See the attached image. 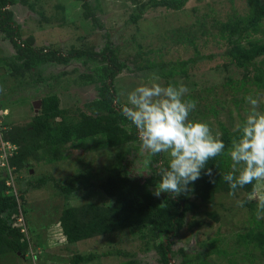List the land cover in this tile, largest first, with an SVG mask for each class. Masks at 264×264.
I'll return each mask as SVG.
<instances>
[{
    "label": "trees",
    "instance_id": "trees-1",
    "mask_svg": "<svg viewBox=\"0 0 264 264\" xmlns=\"http://www.w3.org/2000/svg\"><path fill=\"white\" fill-rule=\"evenodd\" d=\"M28 1L0 0V32L4 40L13 46L11 56L0 58V69L8 70L9 77L16 81L23 79L22 82H25L28 76L30 82L32 80L39 84L47 80L42 77L41 68L44 66H54L58 69L78 63L85 71L73 83L79 87L95 86L98 96L85 104L86 110H72L62 106V99L58 94L46 95L38 99L42 101V106L29 123L7 124L11 128L4 133L5 139L18 146V151L10 163L15 167L14 174L17 176V184H21V187L18 188V196L8 195L4 174L0 178V256L12 253L21 254L26 258L27 252H31L30 237L16 224L15 213L20 207L26 216L27 194L51 185L57 195L66 199L78 192L96 190L102 191L111 200L109 205L88 202L64 209L60 217V227L67 244L126 231L130 236L144 242L146 252L155 251L160 264H172L179 254L184 253V250H176L175 245L176 239L185 228L187 216L197 215L202 206L214 205L218 195L230 193L223 175L232 170L228 148L231 146V140L239 134V126L246 120L240 111L247 104V96L255 97L264 91V1L246 0L247 11L244 14L235 11L228 16L227 21L211 17L208 13L197 15L193 23L177 26L166 32L160 48L145 49L142 43H137V52L126 58L121 56L120 47L106 30L98 14L101 11L99 0H95L97 4L93 3L94 0L79 1L82 2L85 22L92 24V30L99 29L104 32V45L97 50L96 46L84 44V48L73 47L66 53L54 48L38 47L34 36L23 39L21 25L15 20L16 16L11 7L17 4L26 5ZM129 1L133 4L134 11L125 27L138 26L151 9L165 8L179 12L183 11L189 2ZM58 7L64 11L62 5ZM41 17L43 21L49 22L44 15ZM210 37L225 41L226 49L217 55H202L200 43L204 38ZM172 47H190L193 57L169 60L164 50ZM216 57L222 61L218 66V70L224 73L222 82L201 88L198 90L200 93H189L185 97L198 101L197 106L200 108L202 102L211 96L214 104L208 105L206 112L217 117L220 111L217 106L225 109L229 102L223 98L229 96L240 115L241 123L234 130L218 120L226 149L223 155L209 161L208 167L213 168L216 173V183H211L209 177L203 175L191 186L192 190L187 194L174 197L165 193L156 198L152 192L160 181V167L167 166L168 159L166 154H141L138 132L121 114L120 109L124 102L115 86L116 81L124 73L145 72L144 75L155 73L168 85L169 80L175 77L190 78L200 61ZM232 70H240V77L232 78ZM67 73H62V76ZM203 93L207 96L202 95ZM4 95L5 93L0 98V111L6 108V102L2 101ZM260 106L264 112V101ZM2 126H5V123L2 122ZM86 144H91V150L117 151L118 155L110 166L105 168L103 174L98 170H91L66 180L57 179L51 174L42 175L35 181L30 177L25 181L20 180L24 171L30 173L34 168L31 160L37 164L59 162L66 159L69 149L84 148L89 151L90 148L86 147ZM128 155L133 157L127 159ZM138 157L142 158L143 165L137 168ZM256 184L254 182L253 185L238 189L235 194L245 193L250 196L253 187L256 189ZM243 205L255 211L257 202L245 198ZM256 212H252L250 226L246 231L236 233V244L249 250L253 258H263L264 263V220L257 219ZM208 215L216 221L219 220L216 212ZM198 225L199 223L194 221L190 228ZM219 242V238L212 239L207 254L236 255L235 251L228 252L219 248ZM251 249L258 250L260 257ZM115 253L130 258L129 261L119 264H144L132 257V254H122L117 249L101 254L78 253L72 256L70 264H90L103 256ZM203 254L206 253L200 252V257ZM183 258L182 264L192 263L191 258L184 254Z\"/></svg>",
    "mask_w": 264,
    "mask_h": 264
},
{
    "label": "rangeland",
    "instance_id": "rangeland-1",
    "mask_svg": "<svg viewBox=\"0 0 264 264\" xmlns=\"http://www.w3.org/2000/svg\"><path fill=\"white\" fill-rule=\"evenodd\" d=\"M93 3L97 4L95 0ZM58 5H62L64 11H61ZM99 5L101 11L98 14L105 24L106 30L110 32L115 43L120 47L121 56L125 58L137 52V43H142L145 49L160 48L162 37L166 32L174 27L193 23L197 15L208 13L211 17L227 21L228 16L233 12L244 14L247 11L246 0H189L183 11L175 12L165 8L151 9L138 26L125 27L129 16L134 11V6L129 0H99ZM11 9L15 13V20L21 25L23 39L34 36L38 47L54 48L66 53L73 47L84 48L85 45H88L96 46L99 50L104 45V32L99 29L92 30V24L85 22L82 2L79 0H29L26 5L17 4ZM41 15H44L49 22L43 21ZM204 39L207 41L204 42ZM204 39L200 43L202 55H217L226 49V42L221 39L212 37ZM188 48L176 49L172 47L164 50V53L166 51L165 56L169 60L188 59L193 57L192 49ZM12 53L13 46L4 40L3 34L0 32V58L11 56ZM220 63L222 61L219 57L200 61L196 69L192 71L190 78L175 77L169 80L170 84L185 85L189 89L186 95L193 92L198 93L201 88L218 85L224 78V73L218 70ZM41 69L43 79L47 78V80L39 84L32 80L30 82L28 76L25 82H22L23 79L16 81L9 77L8 70L0 69V86L3 87V93H5L2 101L6 102V108L0 111V122L5 123L6 127L9 124L25 125L29 123L35 114L33 104L46 95L58 94L62 99V106L72 110L79 108L86 110L85 104L98 96L95 86L79 87L73 83L85 71L84 67L78 63L67 68L56 69L54 66H44ZM64 72L68 73L62 76ZM232 73L234 79L241 75L240 70H232ZM144 74L145 72L124 73L118 77L115 86L124 103H126L127 94L137 86L151 82L153 77H159L155 73ZM57 77L59 78L57 79ZM158 82L167 86V83L160 77ZM3 93L0 98L3 97ZM202 95L207 96L205 93ZM253 98L258 99L261 104L264 101V91L259 92ZM223 99H226L229 104L225 109L217 106L220 109L217 117L206 112L207 106L214 104L211 101L212 97L208 96L200 108L196 106L189 118L193 121L208 123L213 133L221 134L218 120L234 130L241 123L240 115L235 109L236 106L232 103L231 97L224 96ZM244 107L240 114L246 119L251 106L247 103ZM258 111L263 112L261 106ZM86 147L90 150L69 149L66 152V159L52 164L45 162L37 164L31 160V164L34 165L33 173L24 171L20 180L25 181L30 177L35 181L47 174H51L57 179L66 180L81 172L87 173L91 170H98L103 174L105 168H108L118 155L115 150H91V144H86ZM145 153L146 151L142 150L141 154ZM130 157L133 156L128 155L127 159ZM166 157L168 159L167 154ZM142 165V158L138 157L136 167ZM2 175L3 170L0 168V178ZM20 187L21 184L18 183L17 188ZM255 190L258 195H264V182L257 183ZM95 191L78 192L73 197L66 199L57 195L52 186L48 185L27 194L26 220L31 252H27L26 258L21 254L12 253L0 256V258L3 257L0 264H70L72 256L78 253L101 254L116 249L120 250L122 254H132V257H135L140 263L160 264L155 251L146 252L144 242L130 236L126 231L67 244L60 227L62 211L88 202L104 205L111 203V200L102 191ZM245 198L257 202L255 196H248L245 193L222 194L216 197L214 205L202 206L197 215L189 214L184 230L176 239L175 249L184 250L183 254L191 258V264H232V261L235 262L234 264H264L263 258H253L249 250L238 247L236 244V233L246 231L250 226L252 212L257 211V206L255 211H252L244 205H238V201L243 203ZM211 212L218 214V221L208 215ZM261 219L264 220V218ZM194 221H197L199 225L191 229L190 225ZM214 238L220 239L219 248L228 252L235 251L236 255L207 254L210 250L211 240ZM251 251L260 257L258 250L251 249ZM200 252L206 254L200 257ZM183 254H179L172 264H182ZM129 259L115 253L103 256L90 264H119L129 261Z\"/></svg>",
    "mask_w": 264,
    "mask_h": 264
},
{
    "label": "clouds",
    "instance_id": "clouds-1",
    "mask_svg": "<svg viewBox=\"0 0 264 264\" xmlns=\"http://www.w3.org/2000/svg\"><path fill=\"white\" fill-rule=\"evenodd\" d=\"M158 81L159 77H153L151 82L129 92L120 111L136 128L143 151L151 156H168L167 166L160 167V181L152 192L153 196L160 198L166 193L179 197L189 193L191 186L203 175H207L211 183H216V173L208 167L209 161L223 155L226 144L221 134L213 133L208 123L189 118L198 101L185 98L189 91L185 85L165 86ZM3 91L0 86V93ZM246 101L251 106L250 112L228 148L232 170L223 175L230 195L254 182H264V112L258 111L260 102L252 95L247 96ZM2 170L7 186V175ZM6 193L13 195L9 193V187ZM251 196L257 198V219L264 218V195H258L253 187ZM238 205L243 206V203L238 201ZM14 219L22 231L16 216ZM25 221V234L29 236L26 216Z\"/></svg>",
    "mask_w": 264,
    "mask_h": 264
},
{
    "label": "built area",
    "instance_id": "built-area-1",
    "mask_svg": "<svg viewBox=\"0 0 264 264\" xmlns=\"http://www.w3.org/2000/svg\"><path fill=\"white\" fill-rule=\"evenodd\" d=\"M10 127H3L0 122V167L4 169L7 175V186L9 187V193L16 194L18 196L15 180V167L10 163L11 158L18 151V146L7 141L4 133L8 131ZM18 223L22 226V232L27 233L25 216L19 207L15 214Z\"/></svg>",
    "mask_w": 264,
    "mask_h": 264
},
{
    "label": "water",
    "instance_id": "water-1",
    "mask_svg": "<svg viewBox=\"0 0 264 264\" xmlns=\"http://www.w3.org/2000/svg\"><path fill=\"white\" fill-rule=\"evenodd\" d=\"M33 106L35 108V113H38L39 109L42 106V101L41 100L35 101V103L33 104ZM31 172L33 173V170H31Z\"/></svg>",
    "mask_w": 264,
    "mask_h": 264
},
{
    "label": "flooded vegetation",
    "instance_id": "flooded-vegetation-1",
    "mask_svg": "<svg viewBox=\"0 0 264 264\" xmlns=\"http://www.w3.org/2000/svg\"><path fill=\"white\" fill-rule=\"evenodd\" d=\"M35 110V109H34Z\"/></svg>",
    "mask_w": 264,
    "mask_h": 264
}]
</instances>
